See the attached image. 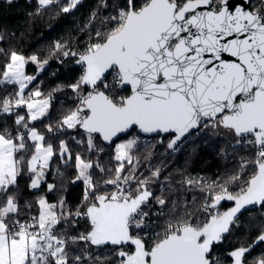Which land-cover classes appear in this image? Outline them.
I'll list each match as a JSON object with an SVG mask.
<instances>
[{
    "label": "snow or ice",
    "instance_id": "6c2138e0",
    "mask_svg": "<svg viewBox=\"0 0 264 264\" xmlns=\"http://www.w3.org/2000/svg\"><path fill=\"white\" fill-rule=\"evenodd\" d=\"M37 3V11L55 5L70 13L82 0ZM93 19L102 30L82 52L53 45L76 57L82 72L64 86L74 107L46 131L34 122L63 88L41 91L26 67L43 70L48 60L0 49V116L14 117V127L0 126V264H89L99 260L92 246L115 257L100 264H264V254L250 259L264 242V0H99ZM68 130L80 150L60 138ZM201 130L246 145L247 155L223 178L182 173L190 200L157 195L161 170L145 176L134 152L140 134L167 139L175 150ZM105 144L112 148L107 165L99 157ZM61 165L74 169L72 184L83 185L78 203L47 194L21 201L24 176L33 192L58 191L47 181L53 168L63 177ZM153 201L160 211H151ZM253 206L262 210L255 241L218 255Z\"/></svg>",
    "mask_w": 264,
    "mask_h": 264
},
{
    "label": "trees",
    "instance_id": "16d2710c",
    "mask_svg": "<svg viewBox=\"0 0 264 264\" xmlns=\"http://www.w3.org/2000/svg\"><path fill=\"white\" fill-rule=\"evenodd\" d=\"M109 2L111 3V0ZM98 4L99 0H82V3L72 12L63 13L55 5L37 11L39 7L37 0L0 3V36L3 37L0 40V49L4 52L19 51L25 56L37 55L41 60L47 59L48 64L40 72L37 64L27 66L30 74L37 75V80L33 83L38 84L41 91L45 93L58 86L63 88V91L53 92L54 99L48 115L43 120L34 122L40 131H46L45 126L49 124L55 127L63 118V114L69 108L74 107V94L64 86L74 83L82 72L81 66L75 64L76 57H63L53 48V45L59 41L72 51L82 52L89 43L93 42L95 32L102 30L99 19L90 20ZM111 11L110 7L107 10L101 9L99 16L101 18L108 16ZM4 60L5 57L0 55V64H3ZM29 87L31 88L32 85ZM13 120L14 117L7 114L0 116V126L7 125L12 128L14 127ZM75 135H77L75 130H68V133L61 135L60 138L69 140L73 150L78 151L80 149L69 139L70 136ZM77 138L80 137L77 136ZM53 142L56 143V141ZM164 142V145H161L158 138L153 137L152 143L139 144L134 150L140 159V171L145 176L149 174V170L159 168L164 177L181 178L183 173L209 179L223 178L226 173L236 168L241 156L247 155L246 145L237 144L231 137L213 133L210 130L194 132L175 150L167 148V139H164ZM102 146L105 151L100 153L99 157L101 162L107 165L111 162L112 148L106 144ZM60 167L64 173L63 177H57L56 169L53 168L47 181L57 185L58 191L56 192L49 193L46 186H42L39 192H33L28 188V177L24 176L20 179L18 195L21 201H32L38 195L47 194L50 201H55L59 195H64L70 205L78 203L83 185L79 182L71 183L74 178V169L64 168L62 165ZM169 185H166L164 190H157L154 185L152 187L157 195L163 191L165 195L173 199H191L192 193L186 188L180 187L178 183ZM228 206L229 204L226 203L225 207ZM261 211L260 208H256L243 213L241 227L232 237L217 247V254L223 256L233 247L252 243L259 235L258 225L262 219ZM85 223L81 222L80 229H84ZM249 224H255L257 227L245 233ZM89 251L101 253L99 260L89 261L90 264H100L106 258L115 259L111 255L110 248L98 249L92 246ZM262 254H264V242H261L250 253V259L259 258Z\"/></svg>",
    "mask_w": 264,
    "mask_h": 264
},
{
    "label": "built area",
    "instance_id": "2783aa9c",
    "mask_svg": "<svg viewBox=\"0 0 264 264\" xmlns=\"http://www.w3.org/2000/svg\"><path fill=\"white\" fill-rule=\"evenodd\" d=\"M18 0H11V2H16ZM9 3V0H0V3ZM27 91V90H26ZM153 141V137L152 136H146V135H143V134H140V140H139V144H150L152 143ZM208 180H211L209 178H207ZM162 181L163 182V186L164 185H169V184H172V183H178L179 184V180H176V178H172L170 176H167V177H164V176H161L160 179L157 181V182H160ZM158 205L155 204V202L153 201L152 202V209L151 211L152 212H158L160 211V208H157ZM84 229H80V231H83ZM92 253V252H91Z\"/></svg>",
    "mask_w": 264,
    "mask_h": 264
},
{
    "label": "water",
    "instance_id": "95a60500",
    "mask_svg": "<svg viewBox=\"0 0 264 264\" xmlns=\"http://www.w3.org/2000/svg\"><path fill=\"white\" fill-rule=\"evenodd\" d=\"M241 2H242V0H234V3H236V4H240ZM75 64L78 65L76 62H75ZM143 135H146V136H152V137H157V138H158V142H159L161 145H164V143H165L164 140H163L162 143L160 142V139H161V138H160L159 136H153V135H148V134H143ZM189 136H190V135H189ZM189 136H188V137H189ZM167 148H168V147H167ZM168 149H169V148H168ZM170 150H173V149H170ZM226 203L229 204V206H231V202H226ZM256 208H259V207H256V206L250 207V208H248V209H246V210H243V213H245L246 211H249V210L256 209ZM243 213H242V214H243ZM254 241H255V240H254ZM259 245H260V244L256 245V246L254 247V249H255L257 246H259ZM254 249H253V250H254ZM253 250H252V251H253Z\"/></svg>",
    "mask_w": 264,
    "mask_h": 264
},
{
    "label": "rangeland",
    "instance_id": "374dc122",
    "mask_svg": "<svg viewBox=\"0 0 264 264\" xmlns=\"http://www.w3.org/2000/svg\"><path fill=\"white\" fill-rule=\"evenodd\" d=\"M125 139H129V138H131L130 136H128V137H124ZM139 145V144H138ZM161 176H162V174H161ZM172 178H174V177H172ZM179 179H181V178H176V180H179ZM154 185V187L157 189V190H164L167 186L166 185H164L163 186V182L162 181H160V182H157L156 181V183H154L153 184ZM169 186H171V185H169ZM159 207V206H158ZM155 212V211H154ZM92 255H94V256H96V257H99V256H101V253L100 252H93L92 253ZM219 255V254H218Z\"/></svg>",
    "mask_w": 264,
    "mask_h": 264
},
{
    "label": "crops",
    "instance_id": "0c3cea01",
    "mask_svg": "<svg viewBox=\"0 0 264 264\" xmlns=\"http://www.w3.org/2000/svg\"><path fill=\"white\" fill-rule=\"evenodd\" d=\"M38 71L40 72L41 70L38 69ZM38 71H37V73H38ZM26 72H27V74H29V75H36V74H30V73L28 72V70H27V67H26Z\"/></svg>",
    "mask_w": 264,
    "mask_h": 264
},
{
    "label": "bare ground",
    "instance_id": "6f19581e",
    "mask_svg": "<svg viewBox=\"0 0 264 264\" xmlns=\"http://www.w3.org/2000/svg\"><path fill=\"white\" fill-rule=\"evenodd\" d=\"M93 252H94V251H92V253H93ZM93 257H96V256L93 255ZM99 257H100V256H99ZM93 262H94V261H93ZM93 262H92V263H93ZM95 263H96V261H95ZM89 264H90V262H89Z\"/></svg>",
    "mask_w": 264,
    "mask_h": 264
}]
</instances>
